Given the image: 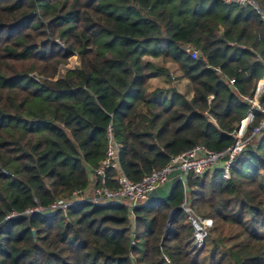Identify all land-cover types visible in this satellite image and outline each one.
Here are the masks:
<instances>
[{
    "label": "trees",
    "instance_id": "16d2710c",
    "mask_svg": "<svg viewBox=\"0 0 264 264\" xmlns=\"http://www.w3.org/2000/svg\"><path fill=\"white\" fill-rule=\"evenodd\" d=\"M254 1L261 12L222 0H0V264H264V129L229 179L190 173L134 218L114 202L47 211L89 188L110 126L134 182L197 145L234 144L244 98L264 79V0ZM145 57L174 63L191 99L176 88L149 99ZM185 205L213 220L202 247Z\"/></svg>",
    "mask_w": 264,
    "mask_h": 264
},
{
    "label": "built area",
    "instance_id": "2783aa9c",
    "mask_svg": "<svg viewBox=\"0 0 264 264\" xmlns=\"http://www.w3.org/2000/svg\"><path fill=\"white\" fill-rule=\"evenodd\" d=\"M226 5H237L240 7H252L257 11L259 7L254 0H222ZM192 56L198 58V52L192 51ZM234 81H230L232 85ZM264 93V79L258 84L256 92L252 96H247L244 101L249 104L250 110L246 118L242 121L240 129L232 134L235 142L224 151H214L204 145H197L186 152L179 154L171 162L160 170H153L140 182H134L120 172L119 155L121 145L115 140L111 126L108 128V144L106 148V159L91 177V185L87 190L77 191L69 199L56 200L51 204L47 211H67L72 206L79 203L101 204L105 202H114L126 205L132 217L134 218L135 208L146 201L150 194L158 187L164 186L170 179V175L181 169L183 174L178 177L185 182L188 174L202 176L208 172L222 170L224 179L230 178V167L234 159L240 155L250 144L251 140L260 135L264 129V105L260 102V96ZM256 112L261 114V120L251 132L250 126L256 120ZM110 171H117L112 181L115 186H108ZM189 220L194 229L195 245L202 247L208 237L209 230L213 227V220L210 218H201L195 216L192 209L184 206ZM34 211H45L38 208Z\"/></svg>",
    "mask_w": 264,
    "mask_h": 264
},
{
    "label": "rangeland",
    "instance_id": "374dc122",
    "mask_svg": "<svg viewBox=\"0 0 264 264\" xmlns=\"http://www.w3.org/2000/svg\"><path fill=\"white\" fill-rule=\"evenodd\" d=\"M145 60L152 63L154 65V71L155 73H160L158 78H154L151 81V87L156 88L159 87L161 89H171V88H176L178 91L181 92L183 95L190 94L192 91L190 83L185 80L178 70L177 66H174L172 62H163L160 58H154V57H145ZM79 64L78 62V56L75 55L71 60L70 64L63 67L61 69L62 73H65L69 69L75 68ZM161 68H165L168 72H161ZM159 91V90H157ZM156 91V92H157ZM163 92V90H162ZM160 94V92H159ZM165 98V97H163Z\"/></svg>",
    "mask_w": 264,
    "mask_h": 264
},
{
    "label": "water",
    "instance_id": "95a60500",
    "mask_svg": "<svg viewBox=\"0 0 264 264\" xmlns=\"http://www.w3.org/2000/svg\"><path fill=\"white\" fill-rule=\"evenodd\" d=\"M209 120L214 122L215 121L210 117L208 116ZM183 174V171L181 169H178L176 171H174L171 175H170V179L169 181L164 185V186H160L158 188H156L149 196V198L147 199V201H150V200H165L168 198L169 194H170V191L174 185V183L177 181L178 177L180 175ZM168 228H169V222H168V225H167V228H166V232L168 231ZM33 236L34 238H36V231H33Z\"/></svg>",
    "mask_w": 264,
    "mask_h": 264
},
{
    "label": "crops",
    "instance_id": "0c3cea01",
    "mask_svg": "<svg viewBox=\"0 0 264 264\" xmlns=\"http://www.w3.org/2000/svg\"><path fill=\"white\" fill-rule=\"evenodd\" d=\"M146 62H148V61H146ZM172 64H174V63H172ZM174 66H176V65L174 64ZM159 75H161V74L160 73H157V72L156 73L154 72L151 75V79L149 81V94H150L149 95V99H155V100H159V101H165V100H168V99L171 98V94L169 92V89L168 90L167 89L165 90V89H161L159 87H156V88H152L151 87V85H152L151 84L152 79L158 78ZM157 90H159V91H157ZM162 90H163V92H162ZM156 91H157V94L154 95L156 93ZM159 92H160V94H159ZM192 95H193V91H191L190 94H187L185 96H186L187 99H191ZM163 97H165V98H163Z\"/></svg>",
    "mask_w": 264,
    "mask_h": 264
}]
</instances>
